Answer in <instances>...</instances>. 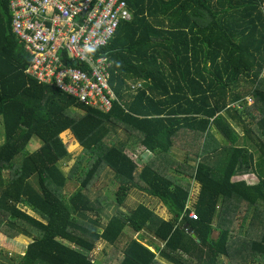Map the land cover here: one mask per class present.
Listing matches in <instances>:
<instances>
[{"label": "trees", "instance_id": "obj_1", "mask_svg": "<svg viewBox=\"0 0 264 264\" xmlns=\"http://www.w3.org/2000/svg\"><path fill=\"white\" fill-rule=\"evenodd\" d=\"M10 1L0 0V230L32 238L13 264H108L89 252L101 241L116 246L128 227L150 232L161 245L142 243L143 235L131 239L119 264H264V0H124L133 20L102 49L112 62L110 85L118 99L109 113L25 74L30 58L13 35ZM139 83L143 87L132 90ZM115 123L156 155H172L185 137L191 147L207 142L213 148L206 144L202 151L209 161L193 166L183 155L184 177L148 165L137 182L135 157L123 143H104ZM235 129L257 148V158L237 145ZM69 131L83 153L68 175L80 189L68 198V179L57 165L69 154L61 139ZM33 138L40 146L28 152ZM104 168L115 173L118 205L142 183L171 219L141 204L98 228L89 214L103 208L92 189ZM34 177L39 191L30 184ZM192 179L201 188L198 220L186 209ZM225 202L227 212L219 210ZM242 203L247 211L262 205L257 239L249 238L250 228L240 235L244 217L234 236L236 209L227 205Z\"/></svg>", "mask_w": 264, "mask_h": 264}, {"label": "built area", "instance_id": "obj_2", "mask_svg": "<svg viewBox=\"0 0 264 264\" xmlns=\"http://www.w3.org/2000/svg\"><path fill=\"white\" fill-rule=\"evenodd\" d=\"M11 28L30 62L25 74L109 113L117 96L102 50L133 20L124 0H11ZM198 220V214H188Z\"/></svg>", "mask_w": 264, "mask_h": 264}, {"label": "rangeland", "instance_id": "obj_3", "mask_svg": "<svg viewBox=\"0 0 264 264\" xmlns=\"http://www.w3.org/2000/svg\"><path fill=\"white\" fill-rule=\"evenodd\" d=\"M247 104L251 105L252 103L249 101V103H247ZM253 129L255 130L256 128L254 127ZM0 131H3V128H1V123H0ZM235 131L239 136V141H238L237 145L238 146H245L252 153H254L255 158H257L259 156V152H258L257 148L250 141H247L246 137L242 136L241 131H239L238 129H235ZM123 133L124 132H122V131H118L119 136L122 135ZM214 136L216 137V139L220 142V144L222 146L223 141H222V137L220 136V134H218L217 132H214ZM61 139H62L63 143L66 144L65 145V146H67L66 149H68V151H69L67 153H69V154H67V156L65 158H63V160L60 161L57 166L62 171V173L65 176H67L68 182H67L66 188L64 190V195L69 198L78 189H80L79 183L70 179L68 175H70L71 169L75 167L76 163L78 162L79 158L81 157V155L83 153V148L79 146V144L75 140V137L70 132H66L63 135H61ZM39 146H40L39 140L37 138H33L30 141L29 145L27 146L26 151L32 152V151L36 150ZM223 153L224 152L220 153L217 156L218 157L217 158V162H218L217 164L218 165H219V163L222 162ZM172 154H173V158L175 160V164L181 166V160H182V156H183V155H181L182 152L181 151H175ZM21 160H22V155H19L16 158L15 164L20 163ZM7 175H9V174L6 173V176ZM183 175H184V173H182V176ZM114 180H115L114 175L109 170L108 171L105 170L103 172V174H101L98 181H95L93 183V185H94L93 189H92L93 198H94V200H98L99 202L103 203V208H101L102 211H101V209L99 210L101 212H93V213L89 214L90 218L98 219V221H99L98 228H101L100 227L101 224H104L106 222V217H111V216L115 215L118 211H121L125 215H128L132 211H134L135 206L138 203L141 204V203L147 202L146 199H149L147 197L142 196V194L136 195V191L132 190V193L131 192L129 193L125 203L122 206L118 205L117 200H116V196H115V194L117 192V183ZM245 181L250 182V180H248V178H245ZM30 184L35 190L39 191L38 185H37V179L35 177L30 180ZM197 188L198 189H196L195 191L193 190L192 193H194V192L197 193L199 191V194H200L199 187H197ZM199 194L196 195L195 199L198 198L197 196H199ZM221 204H219V210H221V207L223 206ZM161 207L162 206L154 208V213L157 216L162 217L163 219L170 217L168 210H166V209L162 210ZM261 208H262V205H259L256 207V209L259 212H262ZM244 211H245L244 208H239V211H238L239 216L236 218V221L240 222V220L244 214ZM27 212L33 213V212H30L29 210H27ZM261 226H263V222L258 223L256 225V227L251 228V230H253L254 234H260L261 231H263V227H261ZM8 232H9V234H12V233L15 234L14 231L13 232L8 231ZM125 233L126 234L118 241L116 246H111V245L108 246L103 241L99 242V244H97V247H95V249L93 251L89 252L88 257L92 260H97L100 262L106 261L108 264H119L120 263L119 261L122 260L123 252L126 249V247L128 246L131 239H136V238L141 239L140 237L143 235L146 238L141 239L142 243L149 244V242L154 241L153 240V237H154L153 234H151L148 231L147 232L142 231L140 233H137V232L133 231L132 228L128 227L125 230ZM214 236H216V235H214ZM252 237H255V235L249 236V238H252ZM31 241H32V238H30L26 235H22V234L18 235L17 234L16 236L11 237L7 233H5L3 230H0V264H13L12 260H10V259L11 258L16 259V257L24 255L25 251L27 249V246ZM154 242L161 245L160 241L156 240ZM151 249L153 250V248H151ZM225 262L226 261H224V263ZM159 263L160 264H167L164 261H159ZM227 264H228V262H227Z\"/></svg>", "mask_w": 264, "mask_h": 264}, {"label": "crops", "instance_id": "obj_4", "mask_svg": "<svg viewBox=\"0 0 264 264\" xmlns=\"http://www.w3.org/2000/svg\"><path fill=\"white\" fill-rule=\"evenodd\" d=\"M142 87H143L142 83H139L137 85H133L132 84V90H134V91L137 88H142ZM108 128H109V134H108V136L106 137V139L104 141L106 147L120 146L123 143V145L127 148L128 154L130 156H134L135 157V161L138 164V170L135 173V177L137 179V182H141L139 177H140V174L142 172V167L144 168L145 166H148V165H151V167H153L154 169H159V171L163 172V174H165V175L174 173L175 175H177L179 177H184V175L182 176V173H184V174L186 173L188 165H185V166L178 165L177 166V164H175V160H174L173 154H172L175 151H181L182 152L181 155H186L187 154L188 156L192 157V158H190V160H191V165H193V166L194 165L197 166L200 162L209 161V156L210 155L205 154L202 151L204 146L206 144H208L207 142L205 144L203 143L202 144L203 146L193 145V147H191V145L188 144V142H186L185 139L182 140V141H178L177 140L174 143V146L172 147V150H170L172 155H170V154L156 155L155 152H152L149 149H147L146 147L142 146L140 140L139 139L137 140V137H138L137 134L135 132H133L132 130H129L128 128L124 127L121 124L108 125ZM118 131H122L124 133L119 136L118 135ZM191 148H193V153H188V151H190ZM211 148H213V147H211ZM205 149H208L207 146L205 147ZM212 157L214 158V156H212ZM212 157H211V161L214 162ZM181 164H184L183 163V158H182ZM105 170L106 171L109 170L114 175V179H115L114 181H116L115 173L112 172L108 168H104L103 172ZM103 172H102V174H103ZM191 182H192L191 186H188V187H190V191L191 192H190V199H188V201H187L186 209H190L191 211H194L195 205H196L197 199H198V198L195 199V197H196V195L199 194V191L198 192L196 191L197 193H195V192L192 193V192H193V190L195 191L196 189H198L197 187H199V190L201 188H200V184L197 181H195L194 179H192ZM116 183H117V181H116ZM140 186L144 187V185L142 183H140ZM141 187L140 188L135 187V188L131 189L130 192L132 193V190H135L136 191V195L142 194V196L149 198V199H146L147 202L141 203L142 205L147 206L148 208H150L153 211H154V208L159 207V206H162L161 207L162 210L163 209L167 210V208L162 204L160 199L152 197L151 195H149L146 192V190H144ZM118 188H119V185L117 184V190H118ZM141 204L138 203L135 206V209ZM225 206H226V202H225V205H223L221 207V210L224 211V212L225 211L227 212L228 210H225ZM227 206L230 209H233V210L236 209V211L232 213V217H236V218L239 216V214H238L239 208H244L245 209L244 214H243V216L241 218V220H243V217H244V219L246 218V223H245V226H244L245 229L240 232V235L242 237L245 236L246 229H248V228L251 229L253 227H256V225L258 223H261V219H257L256 218V214H257V211H258L256 208H252V209L247 211L246 207H245V204H243V203L242 204H237L236 205L237 207L236 206L232 207V205H227ZM262 212L258 211V213L260 215L259 217H261V215L263 214ZM113 216H111V217H113ZM111 217H106V222L104 224H101L100 227L103 228L108 223V221L111 219ZM160 218H162V217H160ZM169 219H171V215H170V217H168L166 219H163V220L167 221ZM238 222L239 221H235L234 225L232 227V228H235V231L233 232L234 236L239 235L237 230H238V227L241 226V225H240V222L239 223ZM215 225H217V222L215 223ZM185 226H187V225H185ZM250 231L252 233L251 235H255L254 239H257L258 234H254L253 230H250ZM214 235L217 236L218 233L214 232ZM123 257H124V254L122 256V259H123Z\"/></svg>", "mask_w": 264, "mask_h": 264}, {"label": "water", "instance_id": "obj_5", "mask_svg": "<svg viewBox=\"0 0 264 264\" xmlns=\"http://www.w3.org/2000/svg\"><path fill=\"white\" fill-rule=\"evenodd\" d=\"M186 227V226H185Z\"/></svg>", "mask_w": 264, "mask_h": 264}]
</instances>
